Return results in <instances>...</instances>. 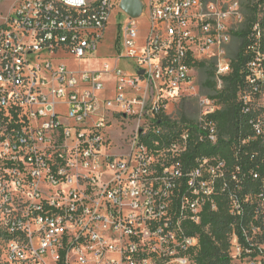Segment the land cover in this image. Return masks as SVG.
Listing matches in <instances>:
<instances>
[{
  "label": "built area",
  "instance_id": "2783aa9c",
  "mask_svg": "<svg viewBox=\"0 0 264 264\" xmlns=\"http://www.w3.org/2000/svg\"><path fill=\"white\" fill-rule=\"evenodd\" d=\"M141 1L140 18L149 22L142 44L140 18L129 17L114 61L86 71L68 62L97 55L122 0H17L0 9V264H193L200 239L187 224H199L210 201L217 210L212 197L219 181L228 187V170L216 157L186 169L182 157L192 130L199 142H219L212 116L221 106L201 99L196 122L162 148L144 140L164 132L140 126L117 154L107 132L118 116L159 126L200 62L216 63L221 89L246 15L243 0ZM243 56L238 104L249 141L264 147V13L248 31ZM108 83L114 96L102 97ZM240 173L229 172L237 186ZM256 198L263 206L264 191ZM231 204L242 214L234 193ZM231 244L235 259L252 257L237 233Z\"/></svg>",
  "mask_w": 264,
  "mask_h": 264
},
{
  "label": "trees",
  "instance_id": "16d2710c",
  "mask_svg": "<svg viewBox=\"0 0 264 264\" xmlns=\"http://www.w3.org/2000/svg\"><path fill=\"white\" fill-rule=\"evenodd\" d=\"M243 9L246 22L235 37L239 40L240 47L233 58L231 73L224 78L223 87L218 89L214 61L200 62L197 65L198 70L204 74V86L213 93L210 98L221 106L212 116L218 125L220 138L216 145L199 142V133L192 130L191 144L182 157V163L186 169H192L198 158L216 157L224 160L228 170V187L223 190L224 181H219L212 197L217 210L213 209V202L210 201L204 208L201 222L187 224L189 234L197 235L200 239L199 247L191 255L193 264H236L231 244L233 233H237L243 246L252 251V257L260 254L261 246L264 245V213L256 198L264 191V147L257 141H249L253 132L248 117L241 113L238 104V93L245 80L246 58L243 56V49L252 23L257 21L258 14L264 13V0H243ZM157 123L168 127V130L161 136L151 133L150 139L144 140L151 147H155L153 141H158L162 148L179 138L183 132L177 131L168 115L159 116ZM237 167L241 170L238 186L229 178V172L235 171ZM254 172L259 173L261 178L254 179ZM231 193L242 204L243 212L240 215L232 212ZM249 195L253 197L252 201L245 203L244 199Z\"/></svg>",
  "mask_w": 264,
  "mask_h": 264
},
{
  "label": "rangeland",
  "instance_id": "374dc122",
  "mask_svg": "<svg viewBox=\"0 0 264 264\" xmlns=\"http://www.w3.org/2000/svg\"><path fill=\"white\" fill-rule=\"evenodd\" d=\"M143 1L148 3L149 0ZM16 2L17 0H0V9L6 12ZM129 22L130 18L125 12L116 10L112 16V19L110 20L105 41L100 46L97 55L89 60L81 62L69 61L68 65L74 69L86 71L101 68L106 60L111 62L114 61V56L118 54L121 47L120 28L122 26H126ZM138 26V44L141 45L148 32V18L143 17L138 19ZM239 47L240 42L238 39H235L230 47V55L232 58H234L237 54ZM121 66L124 69L128 68V64L126 62H122ZM204 82V74L202 71L197 70L190 88L187 89L186 87V90L182 92L181 99L178 102H175L170 108L168 116L171 117V121L175 123L177 131H183L187 127V124L193 125L199 115L200 100L207 97L210 98V95H213L210 89L204 86ZM112 88L113 84L108 83V91L103 93L102 97H113L114 93H112ZM111 123L112 127L108 129L107 134L109 133V137L111 139L113 148L112 152L117 154L124 153L127 150L128 146L131 144L138 132V127L140 126L141 129H144L145 131L161 129L162 132H166L168 130V127L166 126L159 127L156 123H151L150 119H144L133 115H128L127 117L118 116L116 119H113ZM262 209L264 213V204ZM261 249L262 251L256 257H244L242 259H236L235 263L264 264V245L261 246Z\"/></svg>",
  "mask_w": 264,
  "mask_h": 264
},
{
  "label": "water",
  "instance_id": "95a60500",
  "mask_svg": "<svg viewBox=\"0 0 264 264\" xmlns=\"http://www.w3.org/2000/svg\"><path fill=\"white\" fill-rule=\"evenodd\" d=\"M143 8L144 5L141 0H122L121 9L133 19L141 17Z\"/></svg>",
  "mask_w": 264,
  "mask_h": 264
}]
</instances>
